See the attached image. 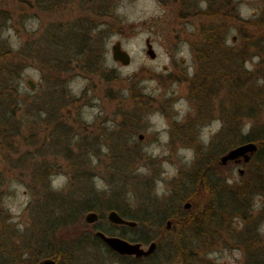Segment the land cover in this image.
<instances>
[{
    "label": "rangeland",
    "instance_id": "374dc122",
    "mask_svg": "<svg viewBox=\"0 0 264 264\" xmlns=\"http://www.w3.org/2000/svg\"><path fill=\"white\" fill-rule=\"evenodd\" d=\"M31 1L20 9L17 0H10L16 14L23 15L19 22L13 17L3 24L0 20L1 38L14 48L39 34L57 36L61 32L51 23L68 22L83 9L77 6L78 0L64 2L61 10L50 3L35 8ZM225 1L230 5L224 6L220 0H198L199 13L194 21L175 22L170 7L158 0H117L115 13L124 23L123 32L107 35L98 29L81 30L93 38L85 50L93 52L96 68L73 67L67 85L75 97L60 120L64 127L61 132L58 124L54 126L55 120L50 122L39 110L45 84L36 93L42 83L41 68L37 64L25 67L20 82L34 95L25 97V110L17 116L25 126L35 127L32 130L36 129L39 141L14 140L19 149H33L35 154L10 167L4 154L8 152L7 142L0 135V154H4L2 158L0 155L4 173L0 186V260L18 254L27 258L41 245L74 252L81 235L97 229L144 245L151 240L164 241L166 220H173V212L188 209L183 203L190 200L178 201V197H197L194 207L200 211L207 200L193 180L195 170L222 180L228 188L249 177L254 158L246 163L222 164L220 156L231 148L233 139L248 136L247 141H252L264 133V54L260 46L244 38L248 31L256 39L261 36L258 31L264 26L259 29L245 21L256 18L264 25V0ZM211 23H217L224 36L223 46L213 56L219 64H209L208 55L199 60L192 49L195 39L205 51L204 35L198 28ZM147 37L156 53L154 58L146 52ZM117 40L131 56L126 65L112 58L111 46ZM219 55L227 58L220 60ZM204 81L206 89L203 87L202 92L191 90ZM28 103L34 106L33 111L27 108ZM231 124L237 127V135L226 133ZM43 157L54 160L56 166L45 179L39 171L31 172ZM238 167L244 169L243 174L238 173ZM263 199V194L247 199L255 214ZM226 200L228 193L221 198ZM111 209L137 225L112 223L107 219ZM88 211L98 213L96 222L85 221ZM233 219L232 235L236 236L244 222L242 217ZM46 220L54 224L44 232ZM254 226L264 235V216L254 218ZM50 232L56 239L49 238ZM148 237L150 240L142 239ZM228 239L223 244L219 241L207 257L217 264H243L248 258L246 248L237 245L236 239ZM93 249L85 250L87 258L82 253L76 258L74 253L65 264H144L120 254L100 262L91 258ZM38 255L40 259L46 257Z\"/></svg>",
    "mask_w": 264,
    "mask_h": 264
},
{
    "label": "trees",
    "instance_id": "16d2710c",
    "mask_svg": "<svg viewBox=\"0 0 264 264\" xmlns=\"http://www.w3.org/2000/svg\"><path fill=\"white\" fill-rule=\"evenodd\" d=\"M9 1L0 0V20H2V24L10 18L12 19V17L16 19V22H19V18L23 15V13L16 14L15 9L12 8L13 5H9ZM30 1L17 0L21 5L20 9H22V4ZM66 1L69 0H33L31 5L37 8L50 3L61 10L60 6ZM158 1L170 7L169 13L176 20L175 22H192L199 13L198 0ZM77 2V6L83 9L76 11L77 13L72 20L51 23L54 30H59L62 34L52 35L53 37H50L49 34H39L31 39L30 37L24 39L15 48L10 46L0 36V135L7 142L6 149L8 152L4 154L9 160L10 167H16L26 161V155L33 157L35 154L33 149H19L18 146L13 144L14 140L19 137L30 142L39 141L36 129L32 130L34 126L32 124H28V127L25 126L22 124L23 121L17 116L20 111L25 110L23 105L25 97L28 94L34 95L33 91L24 90L20 82V77L25 67L37 64L41 68L42 83L37 88L36 93L39 94L40 87L45 84L41 90L42 99L39 110L47 114L50 122L55 120L53 124L54 126L58 124L57 129L59 132L64 131L63 123L60 120L63 119L64 112L68 111L69 104L75 97L67 85L73 67L83 70L96 68L93 52L85 50V46L93 38H90L89 35L84 34L81 30L86 29V27L88 29H98L100 32H106L107 35L112 32H123L124 28L122 26L124 23L115 13L117 0H78ZM245 22L257 26L259 29L264 26L262 21L256 18ZM217 25V23H214V25L211 23L207 26H202L201 29L198 28L204 35L205 51L199 49L198 40L194 39L191 41L192 49L198 59L206 58L208 55L209 64L210 61H216L219 64V60L213 56L217 48L223 46L224 36L218 30ZM258 32L261 36L257 39L255 38L257 36L250 31L245 33L244 38L248 42L252 40V44L256 45V47L260 46L262 48L260 53L264 54V43L262 42L264 40V30ZM55 42L59 43V46H54ZM218 58L225 60L227 56L219 55ZM205 84V81L194 84L191 90L194 93L197 91L199 94L205 88ZM31 105V103H28L27 108L33 111L34 106L32 107ZM236 128H233L231 124L227 131H223L233 136L237 135V131L235 133ZM262 132H264V126ZM57 138H60V136L58 135ZM248 139V136H241L237 140L233 139V142L230 141L229 146L232 147ZM253 140L257 143L258 149L250 159L251 161L254 158L252 161L254 169L250 170L249 177L242 184L228 188V186L223 184L222 180L213 178L201 169L195 170L193 180L199 186V191H202L207 199L201 206L202 211L194 207L197 197L191 195L178 197V201L189 199L192 202V206L185 211L176 209L177 211L173 212L171 216L173 219L171 227H165L164 229L165 240L157 241V248L152 254L134 257L135 261L143 262L144 264H217L213 259L208 258L207 254L218 246L219 241L220 244H223L222 242L229 241L228 238H234L237 245L246 248V256L248 258L243 264H264V235L262 232L259 233V230L254 226V218L264 216V199L256 214L251 210V203L247 201L254 194L264 195V133L260 132ZM54 148L59 149L57 147ZM4 154H0L2 155L1 158ZM54 162L49 157H43L35 163L31 172L36 174L39 171L40 176L45 179L56 169ZM3 181L4 173L0 168V186ZM224 193H228V200L222 202L221 198H223ZM234 217H242L244 222V226L237 230L239 234H236V236L232 235L235 233L233 232V227H231ZM69 220L73 221V218H69ZM53 224L54 222L47 221L42 231L44 230L45 232ZM86 233L81 235L82 237L79 236L76 249H73L74 252L70 250V252L65 253L61 249L54 251L45 245H41L33 250V253L31 252L32 255L27 258H23L18 254V256H10L8 259L0 260V264H36L40 260L38 253L54 258L58 264H65L67 259L75 257L74 253H76V258L81 253L87 258V253L84 252L90 246L94 248L91 258L94 257L100 262L105 261L111 254H118L96 236L93 230ZM50 235L49 238L56 239L57 237L54 232H50ZM46 237L47 235L43 238ZM142 239L144 241L150 240V237ZM85 241L88 244H85ZM161 256L165 259L161 260Z\"/></svg>",
    "mask_w": 264,
    "mask_h": 264
},
{
    "label": "water",
    "instance_id": "95a60500",
    "mask_svg": "<svg viewBox=\"0 0 264 264\" xmlns=\"http://www.w3.org/2000/svg\"><path fill=\"white\" fill-rule=\"evenodd\" d=\"M145 44L147 47L146 49L147 54L151 58H154L156 53L154 51L150 38L148 37L146 38ZM111 54L114 60L119 61L121 64L124 65L128 64L131 60V56L129 52L122 47L120 40H117L115 43L112 44ZM28 83L30 84L31 88L34 87V83L32 80L29 79ZM140 137H142V134H140ZM257 149H258V145L254 141L249 140L239 143L229 148L227 151H225L220 156V162L222 164H227L229 161L243 162V163L249 162ZM237 170L239 174L244 173V169L242 167H238ZM190 205L191 203L189 201H185L183 203L184 208H189ZM84 219L88 223H94L98 220V213L96 211H88L85 214ZM107 219L114 224H124L130 227H135L137 225V222L135 220L123 217L115 209H111L108 211ZM171 225H172L171 219H167L166 228H170ZM94 233L96 236L102 239L109 248H111L113 251L121 255H134L135 257L147 256L152 254L157 248V242L154 240H151L146 245H144V243H142L141 241H130L119 235L107 234L100 229L95 230ZM36 264H58V263L52 257H43L39 261H37Z\"/></svg>",
    "mask_w": 264,
    "mask_h": 264
},
{
    "label": "flooded vegetation",
    "instance_id": "af4514ba",
    "mask_svg": "<svg viewBox=\"0 0 264 264\" xmlns=\"http://www.w3.org/2000/svg\"><path fill=\"white\" fill-rule=\"evenodd\" d=\"M221 2L220 3H222L224 6H228V5H230L229 3H227L225 0H220ZM228 2H230V0L228 1ZM235 38V36L233 37V39ZM139 138L140 139H142L143 138V135H142V137H140V134H139ZM234 162V161H233ZM234 163H237V164H240V162H234ZM116 210V209H115ZM121 214V213H120ZM122 215V214H121ZM123 216V215H122ZM124 217V216H123ZM98 218H99V216H98ZM126 218V217H125ZM124 225V224H123ZM130 227V226H129ZM121 255V254H120ZM130 256H132V257H135L134 255H130ZM57 262V261H56ZM58 263V262H57Z\"/></svg>",
    "mask_w": 264,
    "mask_h": 264
}]
</instances>
